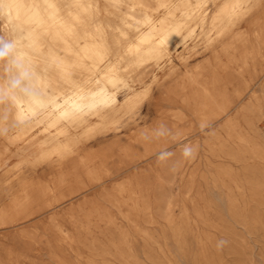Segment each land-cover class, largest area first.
Returning a JSON list of instances; mask_svg holds the SVG:
<instances>
[{
    "label": "rangeland",
    "instance_id": "1",
    "mask_svg": "<svg viewBox=\"0 0 264 264\" xmlns=\"http://www.w3.org/2000/svg\"><path fill=\"white\" fill-rule=\"evenodd\" d=\"M99 6L116 21L119 8ZM242 12L233 26L243 36L230 44L222 33L210 43L176 38L169 62L145 67V82L135 86L146 92L141 101L88 140L82 133L96 118L80 124L69 157L39 154L43 123L0 131V208L18 193L17 184L8 190L18 177L32 188L43 184L33 191L50 189L13 219H0V264H264V155L251 151L264 153V57L253 38L264 27V0ZM126 41L113 45L112 56ZM204 85L233 103L202 126L195 114L209 101ZM252 93L262 108L246 119L241 108ZM233 117L247 142L227 136ZM150 132L144 152L124 154L122 145ZM186 148L194 150L187 158Z\"/></svg>",
    "mask_w": 264,
    "mask_h": 264
},
{
    "label": "bare ground",
    "instance_id": "2",
    "mask_svg": "<svg viewBox=\"0 0 264 264\" xmlns=\"http://www.w3.org/2000/svg\"><path fill=\"white\" fill-rule=\"evenodd\" d=\"M105 1L120 10L112 12L117 17L114 22L101 16L99 0H0V37L15 43V52L27 69L24 84L31 88L29 91L23 85L12 87L10 81L18 73L8 69L7 59H0V131L14 123H43L48 132L36 146L39 154L68 156L77 143L74 131L80 124L96 118L82 133V138L88 140L141 101L146 92L135 86L145 82V67L150 63L159 67L168 61L169 48L176 38L210 43L222 33L226 44H230L242 37L233 25L243 13V7L252 0ZM161 10L162 14L157 16ZM129 30H135L133 39H128ZM253 38L258 46L256 54L264 57V27L256 29ZM124 40L127 41L122 50L112 56L113 45ZM203 89L209 101L201 104L195 116L205 126L226 115L233 101H225L222 92L219 98L214 85H204ZM261 108L260 96L252 93L242 106L241 115L249 118ZM239 126L238 118H229L225 124L227 136L247 142ZM151 135L150 132L136 140L130 136L133 142L122 145L121 149L125 155L133 150L144 152ZM255 148L251 147L254 155L262 157L261 147ZM89 174L94 177L95 171ZM15 184L18 193L12 192L9 203L0 208V219L14 218V214L29 208L42 193L50 191L34 190L39 192L35 194L33 188L37 184L32 188L33 182L30 184L22 177L9 183L8 190L13 191Z\"/></svg>",
    "mask_w": 264,
    "mask_h": 264
},
{
    "label": "clouds",
    "instance_id": "3",
    "mask_svg": "<svg viewBox=\"0 0 264 264\" xmlns=\"http://www.w3.org/2000/svg\"><path fill=\"white\" fill-rule=\"evenodd\" d=\"M16 45L13 41L6 40L0 37V59H7L8 69L17 71V75L10 81L12 87L23 85L26 90L31 91L30 86L25 85L24 82L27 79V69L24 67L20 57L15 52ZM194 150L192 148H186L184 151V156L187 158L192 154ZM166 154H161L158 158L164 160ZM223 243V242H221Z\"/></svg>",
    "mask_w": 264,
    "mask_h": 264
}]
</instances>
